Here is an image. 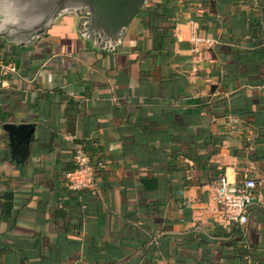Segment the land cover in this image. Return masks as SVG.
<instances>
[{"label": "crops", "instance_id": "0c3cea01", "mask_svg": "<svg viewBox=\"0 0 264 264\" xmlns=\"http://www.w3.org/2000/svg\"><path fill=\"white\" fill-rule=\"evenodd\" d=\"M145 7L112 52L69 15L0 43V121L36 125L22 163L0 135V264H264V209L228 233L208 187L264 195V0ZM190 21L218 42L195 50ZM76 144L103 163L96 193L67 186Z\"/></svg>", "mask_w": 264, "mask_h": 264}, {"label": "water", "instance_id": "95a60500", "mask_svg": "<svg viewBox=\"0 0 264 264\" xmlns=\"http://www.w3.org/2000/svg\"><path fill=\"white\" fill-rule=\"evenodd\" d=\"M151 0H0V43L28 48L44 37L65 15L76 19V30L93 48L112 52L143 8ZM12 156L23 162L33 136L34 123H2Z\"/></svg>", "mask_w": 264, "mask_h": 264}, {"label": "built area", "instance_id": "2783aa9c", "mask_svg": "<svg viewBox=\"0 0 264 264\" xmlns=\"http://www.w3.org/2000/svg\"><path fill=\"white\" fill-rule=\"evenodd\" d=\"M190 40L195 50L199 46L210 47L218 42L211 36L200 35L193 21H190ZM9 72H15L13 65H0V92L3 87L2 75ZM3 131L0 122V135ZM73 163V167L65 173L68 188L74 191L89 189L92 193L98 192L96 177L97 171L103 166L102 161H94L81 145L76 144L73 147ZM208 187L210 198L219 213V221L228 233H232L233 229L242 230L247 224L250 205L257 201L264 209V195L256 194V181L252 177L245 176L237 181H230L223 172ZM244 258L247 264H252L249 255Z\"/></svg>", "mask_w": 264, "mask_h": 264}, {"label": "trees", "instance_id": "16d2710c", "mask_svg": "<svg viewBox=\"0 0 264 264\" xmlns=\"http://www.w3.org/2000/svg\"><path fill=\"white\" fill-rule=\"evenodd\" d=\"M145 8H147V7H145ZM150 10H152V13H150V18L152 17H156V18H158V17H161L162 15H163V13H162V10L160 9H158L157 7H155V8H153V9H150ZM140 14V13H139ZM149 25L153 28V27H155L154 26V24H152L151 22L149 23ZM0 122H3V121H0ZM85 149V148H84ZM237 229H235V231H236Z\"/></svg>", "mask_w": 264, "mask_h": 264}, {"label": "rangeland", "instance_id": "374dc122", "mask_svg": "<svg viewBox=\"0 0 264 264\" xmlns=\"http://www.w3.org/2000/svg\"><path fill=\"white\" fill-rule=\"evenodd\" d=\"M57 21H58V20H57ZM57 21H56V22H57Z\"/></svg>", "mask_w": 264, "mask_h": 264}, {"label": "flooded vegetation", "instance_id": "af4514ba", "mask_svg": "<svg viewBox=\"0 0 264 264\" xmlns=\"http://www.w3.org/2000/svg\"><path fill=\"white\" fill-rule=\"evenodd\" d=\"M3 42V41H2Z\"/></svg>", "mask_w": 264, "mask_h": 264}]
</instances>
